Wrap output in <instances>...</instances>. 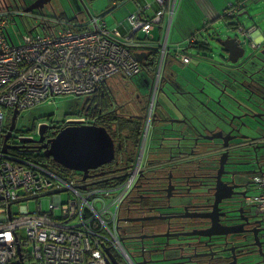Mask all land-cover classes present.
<instances>
[{"label":"flooded vegetation","instance_id":"af4514ba","mask_svg":"<svg viewBox=\"0 0 264 264\" xmlns=\"http://www.w3.org/2000/svg\"><path fill=\"white\" fill-rule=\"evenodd\" d=\"M36 2L28 6L41 3ZM82 11L80 7L78 14ZM257 62L242 79L249 88V82H259L253 105L247 89L236 94L207 78L218 87L210 91L200 77L193 82L168 71L154 78L146 68L130 79L127 89L125 85L122 105L112 92L105 97L121 118L152 112L137 164L140 180L127 203L123 218L128 220L122 222L124 243L134 251L133 264H264V216H255L254 205L247 204L253 171H264V54ZM232 99L247 109L227 113L224 108ZM86 105L89 116L99 110V123L106 106L97 92L86 97ZM44 122L53 127L46 130L44 142L24 144L19 140L26 136L22 131L15 136V129L8 143L37 150L66 126Z\"/></svg>","mask_w":264,"mask_h":264},{"label":"built area","instance_id":"2783aa9c","mask_svg":"<svg viewBox=\"0 0 264 264\" xmlns=\"http://www.w3.org/2000/svg\"><path fill=\"white\" fill-rule=\"evenodd\" d=\"M157 2L161 8L151 19L142 17V13L129 18L131 28L126 34L130 39L141 30L153 39L151 30L170 13L167 44L161 45L160 59L152 73L154 78L164 74L162 66L169 61L171 21L179 5L177 0ZM228 12L232 14L231 10ZM7 18L8 13L0 14L2 136L9 130L3 122L8 109H33L60 95L89 96L123 74L131 77L144 71L145 66L130 47L117 39L118 32L109 29L101 18H92L83 28L66 23L51 27V22L44 20L45 31L25 36L17 47L6 39ZM134 44L140 45V42ZM190 60L182 57L186 65ZM151 115V110H147L148 128ZM65 123L94 125L95 119L80 115L67 118ZM0 140V264L25 260L26 254L32 264H113L106 249L113 252L119 263H122L119 259L122 254L133 264L124 243L122 222L130 195L140 180L137 164L144 142L134 167L118 185V174L84 179L82 173L58 172L41 163L25 168L21 165V155L29 151L21 148L3 153L4 141ZM107 180L110 183L102 184ZM253 184L259 193L249 196L247 204L256 205L264 216V171L255 175ZM46 197L52 198L47 210L42 202L33 210L24 204ZM16 204H21L17 212L13 209ZM23 228L26 238L21 236Z\"/></svg>","mask_w":264,"mask_h":264},{"label":"rangeland","instance_id":"374dc122","mask_svg":"<svg viewBox=\"0 0 264 264\" xmlns=\"http://www.w3.org/2000/svg\"><path fill=\"white\" fill-rule=\"evenodd\" d=\"M75 1L76 4H79V0H53V6L54 9L50 10L49 12L51 13V15L55 18V14H63V16L65 18H71L74 19L77 14L74 13L73 11V2ZM84 5L87 6V8H90L92 11H95L94 7H98V8H103L105 6V3L103 2V0H92V4L89 2V0H80ZM114 0H110L109 2L112 3L111 5L114 4L113 2ZM120 4V3H119ZM80 5V4H79ZM0 7L2 8H7V4L5 3V1H2V3H0ZM249 8V13L250 15H246L248 18H244L245 16H242V18H239L240 24L243 25L246 29L250 28L251 26L254 25V27H256L255 25H257L258 28H261V32H264V0H260V1H255V2H251L248 5ZM89 10V9H88ZM178 10V9H177ZM66 13V14H65ZM91 15V18L88 17V15L85 12H81L80 14H78V18L80 17L81 20L83 21V23H78L76 24L77 27L79 28H83L85 26H87V24L91 21L92 18H94L93 16L95 14H92L91 11L89 12ZM141 12H138L136 14H141ZM35 16L38 15V13H34ZM106 15V16H105ZM135 14H132L131 16H133ZM33 15L27 16H21L19 15V13H15V16L13 17L12 22L9 25V33L10 36L13 38V41L15 42V44L19 45L20 43L23 42V39L26 35L30 34V31L33 30L35 31V29L39 28L40 32H44L43 28L39 26V24L41 23V21L35 17ZM99 18H101L103 21L108 22L107 26L109 29H111L112 31H116L117 29V24L115 20L113 19V14L112 13H106L105 14H101L98 15ZM175 16V14H174ZM174 16L172 18L171 23L173 22ZM250 16H252V18H250ZM97 17V15H96ZM196 18H198V16H196ZM225 18H222L220 21H216L215 25H216V31L218 32V34H220V36L223 39H226L227 37H234V35H238L239 37H241V39H244L245 37L243 35H241V33L239 32V28H236L235 24L238 23L237 19H228L227 21L224 20ZM77 20V19H76ZM52 26H57V22H52L51 24ZM74 25V24H72ZM172 26V25H171ZM231 28V29H229ZM137 31L136 34L133 35L134 38L137 39H141L142 42H140V45L134 44L137 41H134L132 45H127L130 42H132L130 39H128L126 37V34L124 37H126L128 40H126L125 43L127 46L130 47V49L133 51V53L136 55L137 57V51L140 50L139 54L141 56L144 55L143 60H139L142 64L146 61L147 59V54L149 51V48L153 46V43L156 44L158 43L157 41L154 42V38L151 39L150 35L146 34L145 32H139ZM252 33V34H251ZM114 34V33H113ZM152 34H154V36L156 38H158V30H154L152 31ZM255 34L254 30H251L249 32V38L250 36L253 37V35ZM137 35V37L135 36ZM207 36L209 39L215 41V35L211 33H207ZM184 36H182L177 30H176V25L172 26L171 31H170V41H169V48L171 53L176 52V48H177V44L180 41H184L182 40ZM203 38H204V34H203ZM118 39V38H117ZM119 40V39H118ZM120 41V40H119ZM122 42V41H121ZM134 45V46H133ZM136 45V46H135ZM155 46V45H154ZM146 47V48H144ZM183 47V46H182ZM257 48H261V46H255ZM247 54H250L251 52L254 51V49L251 47L250 43L247 49ZM191 54H194L195 57H192L190 62H188L186 65L187 67L190 65L191 70L187 69L185 71V73H187V77L192 78L195 75H193V70L198 69L200 71H202L206 66H208L209 61L205 60L204 58H200V56L196 55L197 51H195V53L193 51H189ZM203 57L205 56V54L207 53L206 51H203ZM193 60V61H192ZM144 65V64H143ZM181 65V64H180ZM161 66V65H160ZM168 66V68H167ZM174 68H176V65H165L163 64L162 69H164V73L168 72V71H175L173 70ZM181 71L184 73V67L181 65ZM173 73V72H172ZM125 75V76H124ZM208 78H212L216 76V70L214 68H211V72L207 73L205 75ZM121 78H123V81L121 80ZM131 77H129L127 74H123V76L116 78L113 81H110V85L112 86L113 90L112 93L114 94L117 104L118 105H122L123 104V99L122 96H124L125 93V85L127 84L126 89L129 87V81H130ZM156 91V90H154ZM157 95V94H156ZM191 99L198 104L197 100L194 97H191ZM85 100L86 97L85 96H73V95H60V96H56L51 102L46 101L43 102L42 104L34 107L33 109H28V110H24L20 113L18 120H17V127L16 130L14 132L15 136L22 134L20 131L17 130H22L23 134L26 137H33L35 139L39 138L38 135V126H32L33 125V119L36 118V124H38L41 121L47 120L49 119L50 122H54V121H60L61 122H66L67 118L69 117H76L79 115H74L71 114V112H77L78 110H80L82 108V106L85 104ZM13 110L14 109H8L6 111V125H9L11 122V118H12V114H13ZM147 112V111H146ZM130 113V112H129ZM128 113V115H129ZM87 115V113L82 114ZM146 114L144 116V126H145V136L147 133V129L148 127H146ZM150 126V124H149ZM2 134H0V139H2V141L5 139L4 136H2ZM14 138H12L10 140V143H14ZM116 143V142H115ZM0 144H1V140H0ZM117 144V143H116ZM147 151V148L146 150ZM146 155H148V153L146 152ZM149 158V156H148ZM259 193V190L256 189L254 186L252 188V190L250 191L249 195L250 196H255ZM52 198L51 197H46V198H42L38 201L36 200H30L27 202H24V204L29 208V210H33L36 209L38 207L39 202H42V205L44 207V210H47L50 202H51ZM21 207V204H16L13 209L14 211H19ZM21 236L22 238H26V232L25 229L23 228L21 230ZM131 243V242H130ZM126 247L128 248L129 253L131 254V256H133V249L131 247V245L127 242L126 243ZM119 256V255H118ZM119 259L122 261L123 264H129L128 260L126 259V257H124L121 254V257L119 256Z\"/></svg>","mask_w":264,"mask_h":264},{"label":"water","instance_id":"95a60500","mask_svg":"<svg viewBox=\"0 0 264 264\" xmlns=\"http://www.w3.org/2000/svg\"><path fill=\"white\" fill-rule=\"evenodd\" d=\"M52 0H37L36 3H40L39 5H32L31 7L27 8V12L33 11L35 8H41ZM80 7L82 8L83 12H85L89 18L91 15L86 5H84L79 0ZM74 11V9H73ZM77 16L74 19H78V12L75 13ZM247 15L250 13L247 12ZM242 17V16H241ZM252 18V16H250ZM254 28V27H253ZM212 34L215 35V41L210 40L211 46L208 43L209 49L208 51H212L213 48L218 51V57L216 59L213 56V59H209L207 54L205 55V60L209 61L207 68V72L205 73V68L198 74V78H202L208 83V87L210 91L218 89L217 85L214 83H218L220 86L224 85L230 91L241 94V92L247 89L250 92V96L247 99L249 104H254L255 101L252 100L253 95L256 94L255 87L259 82H249L252 86L249 88L243 82L246 80L242 79L247 77L248 70H254L258 66L257 59H260V54H264L263 51L258 52L257 47H252L254 49L253 52L247 54V46H252V43L247 41L246 38L241 39L238 35H234V37H227V39H223L220 34L216 31V27L213 25L211 26ZM241 33V29H238ZM248 38V37H247ZM164 44H167V39L165 37ZM146 48V47H144ZM203 51H206L203 49ZM260 51V50H259ZM215 53V52H214ZM144 56V55H143ZM143 56L137 54V57L140 60H143ZM214 61V62H213ZM216 62V63H215ZM223 65L226 68L220 67ZM212 64V66L210 65ZM209 65L211 68L216 70L215 78L212 77L210 80L214 83H211L207 80L208 77L205 75L208 73ZM193 85V84H192ZM248 105L245 103L240 102L237 99H232V104L224 108L227 113H232L234 110L243 111L247 109ZM232 109V110H231ZM19 110L15 108L13 119L11 125L9 127L8 133L4 136V145H3V153H6L10 149H21L24 147H16L13 145L8 144V140L12 137L13 131L16 129V119ZM250 126V125H245ZM48 128H53L52 126H48L47 124H41L38 126V135L39 139L36 141L33 138H21L19 141L22 143L27 142H37L42 143L45 140V132ZM121 148V145H119ZM27 149V148H25ZM29 153L38 152L44 150V155L47 158H52L54 162L60 164L64 168L69 170L77 171L85 173L84 177L88 176V173L91 170H97L101 166L105 164L112 163L116 158V143L112 139L109 131L105 127L93 126V125H71L67 126L66 128L61 129L58 133H56L51 139L45 142L44 145L40 146L37 150H30L27 149ZM25 150V151H27ZM27 151V152H28ZM262 168L259 173L261 172ZM257 171H253L254 174ZM253 184V182H252ZM236 188V187H234ZM225 198V197H224ZM223 199V198H222ZM221 199V201H222ZM220 201V202H221ZM255 216H263L258 211V207L256 205L252 206ZM256 211V212H255ZM128 220V219H126ZM125 220V221H126ZM215 225V224H214ZM237 232V231H235ZM226 234V232H213V234ZM191 234H197L195 232ZM204 235L211 236L210 234L204 233ZM19 251L21 252V247L18 245ZM106 252L109 255V258L113 264H121L118 262L117 258L114 256L113 252L109 249H106Z\"/></svg>","mask_w":264,"mask_h":264},{"label":"trees","instance_id":"16d2710c","mask_svg":"<svg viewBox=\"0 0 264 264\" xmlns=\"http://www.w3.org/2000/svg\"><path fill=\"white\" fill-rule=\"evenodd\" d=\"M73 3H74V5L79 6V4H76L75 1ZM178 4H180V3H178ZM243 6L245 7V5L241 4V2L239 4H235V5L231 6L226 11L224 20L227 21L228 19H237L238 23L235 24V26L237 27L240 23L239 22V14L242 12ZM178 7H179V5H178ZM230 10L232 11V14H229L228 11H230ZM49 16L52 17V15H49ZM59 18L62 20V23H64V24L66 23L67 25L83 23V21L81 20L80 17L77 20L71 19V18L69 19V18H65L63 16V14H61V16ZM144 18L151 19L152 17L148 18V17L144 16ZM251 27H254V26H251ZM229 29H231V28H229ZM211 32H212V29L209 27V29L202 30V33H201L202 40H196V37L192 35L190 38L176 43L177 44L176 45L177 51L174 53H171L170 48L167 45V53H168V59H169L167 65H169V64L176 65V68L173 69V70H175L174 72L179 73V74L187 77V73H185V71L187 69L191 70L190 65L192 64V62L187 67L186 64L183 63L182 57L187 56L190 59L192 57H195L194 54H191L189 52L190 50L193 51L194 53H195V51H197L196 55L200 56V58L205 59V56L203 57V54H204L203 49H205L207 52L206 53L207 56H209L208 60L213 59V56H215L217 58L218 57V51L216 49L213 48V50L211 52L207 50V49H209L208 43L211 46L210 40L208 39V36H207V33H211ZM203 34H204V38H203ZM141 41L142 40L138 39L137 43L141 42ZM161 45H162V43H160L158 46H156V45L154 46V44H153V46L149 48L146 61L143 63L150 75L156 70V64L160 59ZM257 50H258V52H260L259 48ZM180 64L184 67V73L181 71V65ZM207 68L208 67H206L204 70L205 73L207 72ZM222 68H226L223 65V63H222ZM193 72H195V76L192 78L187 77V79L194 82V81H197L198 74L201 71L194 68ZM140 75H141V73L137 76H140ZM134 77H136V76H131V79ZM150 78L153 79V77H150ZM121 80L123 81V78H121ZM104 87L105 88H103L100 92H98V100L100 102H104L106 107L103 110L104 115H102V117L100 118V121L97 125H100L101 127H105L107 129L113 128L111 130L112 131L111 136L113 137L114 141L117 144L121 145V148L120 149L117 148L116 158L113 161V163L108 165L107 167H105L103 170H101L102 173L103 172L105 173V175H101V176L102 177H109L106 175L118 174V177L116 176V178H117L116 183L118 185H120L125 180L124 175L127 173V171L134 167L135 158L141 150V146H142L144 136H145V126H144V124H145L144 116L145 115L143 116L142 114L141 115L134 114L131 116H124V118H121L120 115L118 114V112H114V110L111 107H108L109 104L107 102V99H105V97L107 95L111 94L112 89H108L106 86H104ZM102 92H103V95H102ZM112 105H113V103H112ZM86 111H87V105H83L80 110H78L77 112H71V114L80 116L82 114H85ZM94 113H95V115H97L99 113V110L94 111ZM95 115L92 116L94 119H96ZM101 119H103L102 122H101ZM6 126H7V128H9L10 125H6ZM19 131H22V130H19ZM23 156L24 157L30 156L32 158L46 160L42 154L25 153V154L21 155V157H23ZM108 183H110V180L103 181L102 184H108ZM115 255H116V253H115ZM117 256H118V254H117ZM25 261L28 262V255L27 254L25 255ZM10 264H20V263H19V261L14 260Z\"/></svg>","mask_w":264,"mask_h":264},{"label":"crops","instance_id":"0c3cea01","mask_svg":"<svg viewBox=\"0 0 264 264\" xmlns=\"http://www.w3.org/2000/svg\"><path fill=\"white\" fill-rule=\"evenodd\" d=\"M109 1L110 0H103L105 6L101 9L98 7H94L95 11H92L90 8L88 9L89 12L91 11L92 14H95L93 17H96L97 15V18H99L98 15L105 14V12L107 14L112 13L113 19L116 22L114 24L118 25L116 28L117 29L116 31L118 32L117 38L122 42H126V40H128L124 36L131 28V25L129 23V18L131 17L132 14H136L142 11V17L145 16L151 18L161 8L157 0H114L113 5H111L112 3H110ZM178 1L180 4L178 10L175 12L172 26L176 25V30L182 36H184L182 40H186L190 38L192 35L196 37V40H202L201 38L202 30L209 29V27L211 28L212 25L216 27L215 22L220 21L222 18H225V13L231 6L235 4H239L241 2V4L245 5V7L243 6L242 12L239 14V18L241 16H245L244 18H248L246 16L247 12L249 13L248 5L251 2L260 1V0H177V2ZM89 2L92 4V0H89ZM165 3H168V0H165ZM167 14L168 15L164 16L162 23L159 26L155 27L150 32L152 33V31L156 29L158 30V34H159L158 38H156L157 36L155 37L154 34H152L154 37V42L156 41L158 42L156 44L153 43L156 46H158L160 43L165 42V36L169 31L170 13ZM196 16H198V18H196ZM172 26L170 27V31ZM255 26H256L254 28L255 34L253 35V37L250 36L249 38L248 36L249 34L244 36L247 39V41L250 40V42L252 43L251 47L262 46V44L264 43V32H261L260 31L261 28H258L257 25ZM236 28H239L242 30V32H244L246 30L251 31L253 27L246 29L243 25L239 23V25ZM139 32H143V31L139 30ZM136 33L137 32H135L134 34ZM135 36L137 37V35ZM132 38H133L132 42H130L127 45H132L134 41H138L137 38L134 37ZM169 41H170V33L168 38V44ZM246 48L248 49V46ZM210 65L212 66V64ZM210 65H209L208 73L211 72ZM193 75H195V72L193 73Z\"/></svg>","mask_w":264,"mask_h":264},{"label":"bare ground","instance_id":"6f19581e","mask_svg":"<svg viewBox=\"0 0 264 264\" xmlns=\"http://www.w3.org/2000/svg\"><path fill=\"white\" fill-rule=\"evenodd\" d=\"M2 1H5V3L7 4V8H2L1 9V7H0V14L2 12L8 13V18H7V22L8 23H7V27L5 29V36H6V39L10 42V44L12 46H16L17 47V46L21 45V43L19 45L15 44V42L13 41V38L10 36L9 30H8L9 25L12 22L13 17L15 16V13H19V15H21V16H24V15H27V16L33 15V16H35L34 13L37 12L38 15H36L35 17H37L41 21V23L39 24V26L42 27L44 31L46 29L45 28V25L43 23L44 20H48L49 22H51L50 23V26L51 27H55V25L54 26L51 25L52 22H54V21L57 22V26L64 24V23H62V20L59 18L61 16V14H58V15L55 14V18L53 16L52 17L49 16V15H51V13L49 12V9L50 10H53L54 9L53 4L51 3L53 0L50 1V2H48V3H45V5L43 7H41V8H35L33 11H30V12H27L26 10H27V8H29V7H31L33 5V4H31V5L28 6V2H31L32 0H0V3H2ZM49 3H51V4H49ZM47 4H49V5L47 7H45ZM73 9H74V13H77L80 10V6L74 5L73 6ZM38 32H40V30H39V28L38 29L36 28L35 31L31 30L29 35H33V34H36ZM40 33H42V32H40ZM29 35H26V36H29ZM2 53H3V51L0 49V55ZM107 88L108 89H113L112 86L110 85V82H109ZM101 90L102 89H99L98 92H100ZM93 94H95V93H93ZM93 94H91V95H93ZM91 95H89V96H91ZM102 95H103V92H102ZM80 96H82V95H80ZM85 97H87V96H85ZM54 98H52L50 100H47V101L51 102ZM84 105H86V100H85V104ZM14 111H15V109L13 110V114H14ZM21 112L22 111L19 110V113H18L17 119H16V126H17L18 117H19V115H20ZM13 114H12L11 122H12V119H13ZM35 120H36V118L33 119V122H32L33 125L32 126H39L41 124H46L44 121H41L38 124H36V121ZM3 122L6 123V116L4 117ZM11 122H10L9 125H11ZM62 123L66 125L63 128H66L67 126H69L65 122H62ZM97 124L98 123H95L93 126H99V127H101L100 125H97ZM75 125H78L79 126L81 124H75ZM112 129L113 128L107 129L109 131V134L110 135L112 133V131H111ZM112 139H113V137H112ZM31 154H42L45 157L46 160L36 159V158H32L30 156H25V157L23 156L21 158V165L23 167L29 168V167H31L32 164L41 163V164L47 165L51 169H53L55 171H58V172H63V171L77 172V171H73V170H69L67 168H64L60 164L54 162L52 158H47L44 155V150H41V151H38V152H33ZM112 163L105 164V165L101 166L100 168H98L97 170H91L88 173V176L86 178L84 177V179H87L88 177H91V176H98L99 177L101 175H105V173L104 172L102 173L101 170H103L105 167H107L108 165H110ZM77 173H82V172H77ZM82 174H83V176L85 175V173H82ZM110 175H114V174H110ZM19 263L20 264H32V260L26 262L24 259H21V260H19Z\"/></svg>","mask_w":264,"mask_h":264},{"label":"clouds","instance_id":"9594fccd","mask_svg":"<svg viewBox=\"0 0 264 264\" xmlns=\"http://www.w3.org/2000/svg\"><path fill=\"white\" fill-rule=\"evenodd\" d=\"M69 125V124H68ZM72 125V124H71ZM30 138V137H29ZM118 144H116V146H117ZM116 152H117V149H116ZM258 174V173H257ZM257 174H255V175H257ZM255 177V176H254ZM254 177H253V179H254ZM253 186H254V184H253ZM251 205H253V204H251ZM122 264V263H121Z\"/></svg>","mask_w":264,"mask_h":264}]
</instances>
